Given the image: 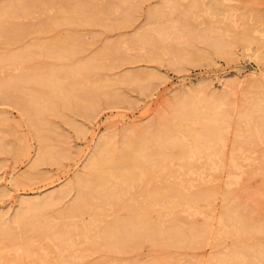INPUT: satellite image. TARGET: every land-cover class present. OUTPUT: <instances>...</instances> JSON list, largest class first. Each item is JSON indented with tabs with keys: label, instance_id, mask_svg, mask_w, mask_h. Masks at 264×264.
<instances>
[{
	"label": "bare ground",
	"instance_id": "bare-ground-1",
	"mask_svg": "<svg viewBox=\"0 0 264 264\" xmlns=\"http://www.w3.org/2000/svg\"><path fill=\"white\" fill-rule=\"evenodd\" d=\"M120 2L125 5L126 0ZM16 3L19 5V0H11L10 7L0 6V25L31 20L32 15L35 17L31 8L29 11L25 8L23 15L15 13L12 5ZM34 7L37 15H47L46 19L56 10L42 5ZM113 10L116 12L118 9ZM77 13L60 14L54 20L73 22ZM149 14L155 13L151 11ZM77 21L87 22L86 19ZM175 24H168V28L167 25L166 28L151 27L133 37L134 41L144 45L146 36H154L157 42L168 46L163 54L168 55L170 64L182 59L187 61V53L182 49L170 51L176 37L183 38L181 31L185 28L182 24L180 28ZM156 25L159 26L158 23ZM36 27V32L43 30ZM60 36L55 34L41 43L30 45L22 53L29 56L20 58L7 54L0 57V71L5 68L18 71L11 76L13 83L8 88L3 89L0 85V97L4 91H15L25 86L27 81L36 84V89L23 97L19 107L38 141L42 140L44 126L41 107L48 104L51 95L67 100L78 97L73 91L75 88L91 94L99 90L96 81L88 78L86 73L91 70L94 57L61 69L53 63L50 64L55 68L39 66L43 71L41 77L33 69L22 68L28 57L66 60L72 52V44L66 47L70 38ZM0 39H3L2 35ZM126 41H121L123 47L127 46ZM210 47L215 54H220L221 39H215ZM112 50L108 44L100 54L108 55ZM261 72L256 74L263 76ZM108 87L107 84L101 85V93L107 95ZM199 87L186 88L166 100L163 110L157 111L155 123L133 128L117 139H113L115 135L99 138L82 170L60 189L19 200L10 216L5 217L6 213L0 212V264H81L94 254L99 255V264H125V253L134 251L145 242L163 247H198L209 237L214 250L203 264H264V241L233 242L228 246L221 242L224 237L256 230L252 213L239 210L233 203L222 204L215 213L210 204L217 194L221 173L226 170L227 177L232 176V170L247 173L235 162L249 160L250 147L256 139L264 138V76L263 79L232 78L216 93L203 94L202 88L205 87ZM229 87L233 93V87L239 90L242 105L235 115L233 135L236 148L231 150L229 159L233 164L224 167L219 164L221 151L209 147L225 145L223 134L228 130L227 122L231 117L225 103L228 93H232ZM254 95L258 97H252ZM187 138L191 142L186 144ZM0 140L3 152H17V148L4 141L3 136ZM173 147H178L180 154L186 157H174ZM21 153H29L28 143L21 147ZM35 155V165L29 167L31 169L44 159L55 160L44 150L42 143ZM186 161L188 163L185 164ZM30 174L24 173L12 181L19 184L23 178L34 179ZM70 193L73 195L71 201L60 206ZM226 195L225 192L221 194L223 199ZM198 202L207 203V217H214L217 224L214 232L208 223L198 226L193 221V214L198 212ZM157 264L178 263L174 255H170Z\"/></svg>",
	"mask_w": 264,
	"mask_h": 264
},
{
	"label": "rangeland",
	"instance_id": "rangeland-1",
	"mask_svg": "<svg viewBox=\"0 0 264 264\" xmlns=\"http://www.w3.org/2000/svg\"><path fill=\"white\" fill-rule=\"evenodd\" d=\"M19 2V5H12L15 13L23 15L25 8L28 11L31 8L34 9L35 17L32 15L31 20L0 25V35L3 36L0 39V57L7 54L20 58L29 56L22 53L30 45L41 43L55 34L61 35L70 38L66 47L72 44V52L66 60L58 61L47 56L28 57L22 68L33 69L41 77V68L45 65L54 67L56 64L58 69L94 57L93 66L86 73L88 78L96 81L99 90L91 94L75 88L73 91L78 97L67 100L51 95L48 104L41 107L44 123L41 141L34 137L28 119L19 107V102L36 89V84L27 81L26 87L4 91L6 95L0 97V137L3 136V140L14 149L17 148L16 153L3 152L0 140V212H5V217L12 214L19 200L58 190L72 180L82 170L99 138L115 135L113 139H117L133 128L155 123L159 113L157 111L163 110L165 101L178 92L201 86L205 87L202 88L203 94L216 93L232 78L263 79L264 76V0H126L125 5L120 0ZM2 5L10 7L11 0H0V6ZM38 5L54 7L56 10L46 19L47 15L39 17L35 12L36 7L33 6ZM115 8L118 9L116 12L113 10ZM74 11L78 13L73 22L54 20L60 14ZM151 11L155 14L150 15ZM154 15L156 16L153 17ZM78 19H86L87 22L78 23ZM167 23H176L178 28L181 24L185 26L181 31L183 38L176 37L170 51L182 49L187 53V61L182 59L178 61L179 64H170L168 55L163 54L167 52L165 49L168 46L157 42L154 36H146L144 45L134 41L133 37L142 31L155 26L156 29L166 28V25L168 28ZM36 26L44 31L36 32ZM124 39L127 40L125 47L121 42ZM215 39H221L220 54H215L210 47ZM108 44L113 48L112 52L108 55L100 54ZM261 70L263 76L256 74ZM16 72L18 73L9 68L0 71V85L3 89L13 83L11 76ZM124 75L125 78H122ZM103 84L109 85L107 95L101 93L103 89L100 87ZM234 90L235 93L231 91L225 98L231 114L227 122L228 130L223 134L225 145L209 147L221 151L222 160L219 164L224 167H231L233 164L229 159L231 150L236 148L233 135L235 115L242 105L239 90L233 87ZM190 142V138L185 140L186 144ZM25 143L29 144V153L26 155L21 153V147ZM41 143L55 160L44 159L31 169L29 167L35 165L33 160ZM251 147V152L247 154L249 160L235 162L247 173L232 170V176L227 177L228 173L224 170L217 194L212 197L210 204L215 213L224 204H237L239 210L252 213L257 229L239 236L222 238L224 246L233 242L264 241V138L256 139ZM172 154L174 157H186L180 154L178 147L172 148ZM24 173H31L34 179L23 178L19 184L12 181L14 177ZM224 192L227 195L223 199L221 194ZM71 194L63 198L60 206L71 201ZM196 208L198 212L193 214L195 224L202 226L208 223L209 229L214 232L217 224L214 217H207V203L198 202ZM211 243L210 237L198 247H163L145 242L134 251L125 253V264H157L170 255H174L178 264L186 261L189 264H203L214 250ZM98 256L89 255L81 264H99Z\"/></svg>",
	"mask_w": 264,
	"mask_h": 264
}]
</instances>
